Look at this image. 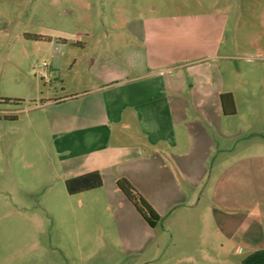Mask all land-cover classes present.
Wrapping results in <instances>:
<instances>
[{"label":"rangeland","instance_id":"rangeland-1","mask_svg":"<svg viewBox=\"0 0 264 264\" xmlns=\"http://www.w3.org/2000/svg\"><path fill=\"white\" fill-rule=\"evenodd\" d=\"M253 1L0 0V11L7 14L0 26V100H22L0 101V264L187 260L196 244L189 238L192 228L183 226L185 231L178 232L169 225L163 229V223L149 232L150 241L163 248L144 255L145 238L128 218L135 207L117 181L127 179L163 216L173 209L179 212L181 204L194 207L197 201L187 200L189 195L212 194L221 174L234 180L232 192L239 193L241 157L264 147V60L248 57L242 47L247 43L243 34L253 35L249 24H257ZM148 17L159 19L152 30L161 27L162 44L146 54L144 23L137 19ZM26 35L51 42L28 40ZM176 47L180 53L171 54ZM133 69L144 72L135 78ZM151 81L166 83L155 96H162L166 114L177 127L174 145L168 139H149L147 123L140 117L145 106L129 104L134 97L141 103L148 98L145 89L133 84ZM228 92L234 94L237 115L227 118L225 126L217 121L207 130L196 120L193 102L214 98L221 115L220 95ZM73 93L80 99L86 95L105 99L104 113L114 109L123 113L117 138L108 137L107 145H100L81 132L56 130L54 124L73 113L72 106L35 107L42 100ZM178 114L201 128L180 140ZM10 116L18 120L8 121ZM72 142H88L100 150L117 147L115 160L105 154L101 159L91 157L95 163L75 158L66 165L70 152L66 147ZM181 146L190 150L188 168L182 166ZM212 146L218 148L217 175L208 182L211 164L198 168L189 162L203 161V152ZM93 171L102 176L101 188L68 193V179ZM184 214L192 225L195 211ZM153 258L157 259L145 262Z\"/></svg>","mask_w":264,"mask_h":264},{"label":"crops","instance_id":"crops-1","mask_svg":"<svg viewBox=\"0 0 264 264\" xmlns=\"http://www.w3.org/2000/svg\"><path fill=\"white\" fill-rule=\"evenodd\" d=\"M1 1L3 3V1L5 2L6 0ZM253 3H255L254 8L257 9V14L253 13L256 15L257 24H249L252 28L251 33L253 35L250 38L249 34H243L244 41L247 43L242 45V47L246 51L248 57L264 60V0H255ZM0 8H2L1 5ZM6 15V12L3 14V12L0 11V26L3 25L1 23L7 20ZM137 21H142L144 23L146 54H148L150 48L160 49L162 43L159 29H161V27L156 25L157 28L152 30L153 22L159 21V19L148 17L137 19ZM254 35L255 38H253ZM131 36L134 40H140V36L136 33H131ZM179 38L180 34L177 42ZM0 44H2V42H0ZM179 53V47H176V50L171 52L173 55ZM158 54L159 57H162L160 53ZM49 70L54 72L55 68L49 66ZM133 71L136 72L135 78L141 77L142 72H144L139 71V69H133ZM148 71L151 73V70ZM133 88H143L146 91L145 94L148 95V98L145 99V103H141L140 99H136L135 97L129 99V104L131 105L145 106L146 112L143 116L140 115V117L147 123L145 133L148 135V138L161 140L163 142L168 139V142L174 145L173 139H175V129H177V127L166 114L168 110L161 102L162 96H155V91L157 89L166 88V83L155 81L137 82L133 84ZM104 104L105 99L99 98L98 96L86 95L80 99L78 93H73L61 98L42 100L40 103H36L35 107L72 106L73 113L69 114V116H65L64 119L57 120L54 124V128L56 130H66L70 133L81 132L86 136L93 137L96 143L101 141L100 145L103 143L107 145L106 142H109L108 137L114 136L117 138V129L122 121L123 113L120 112L119 109L104 113ZM113 104H117V101L114 100ZM193 105V112L195 113L196 120L201 121L202 126L207 130L214 128L217 121L225 126L227 118L237 115L236 112L235 115L227 116L223 113V109L221 115H219L217 112V100L214 98H198L193 102ZM170 114L172 115V113ZM177 117H180V140L185 137V133L188 136H190V134L193 136L195 129L201 128L195 123L189 125L185 120V116L182 114H180V116L178 114ZM16 120H18L17 117L15 120L8 121ZM223 136L225 137L224 134ZM74 144L73 142L69 143V146L66 147L68 148L67 150L71 152H68V157L65 156L66 165L71 164L75 158H78V160L86 164H88L87 162L95 163L94 160L90 159L91 157L101 159L105 154H111L110 157L115 160V156L113 155L117 147L107 146L106 149L100 150V147L98 149L92 148L91 144L88 145V142L79 145ZM187 148L186 146H181L180 148V158L184 161L182 166L185 168H188L186 158L189 156L190 151L187 150ZM254 148L258 153L241 157L239 193L234 194L232 192L234 180L231 178H222L220 177L222 176L221 174L219 178L215 180V187L212 194L199 192L195 197L188 196L187 200L197 201L194 207H189L188 204H181L180 206L182 207L179 212L173 211V209L165 213L164 216L157 212L161 217L159 224L163 223V229L165 225H169V227L172 226L178 232L185 231V229L183 230V226L192 228L189 231V238H193L196 244L192 246L193 249L189 252L186 258L187 260L179 262V264H264V147L258 146ZM164 150L166 154L167 151L166 149ZM200 152L201 151H197V153ZM61 153H64V151ZM203 153V161L199 160L195 164L189 162V164L198 168H207L211 164L212 172H210V180H208V182H211L213 176L217 175L215 174V162L218 160V148L212 146L207 148ZM89 154L93 155L88 156ZM97 161L98 160H96V162ZM226 165L227 164H225V166ZM227 173L226 171L225 174ZM204 195L208 196L203 199ZM203 200H205V203L201 204ZM189 209L196 213L192 225L189 224V215L184 214ZM130 213H132V218H128L133 222V226L142 232V236L145 238L144 242L141 240L145 248L143 252L144 255H152L154 249L161 250L163 248L162 244L160 242L154 244L149 238V232L157 229L158 225L156 228L150 227L137 210ZM183 248L184 247H180L181 250H183ZM156 259L157 258L148 259L150 261L145 262H154Z\"/></svg>","mask_w":264,"mask_h":264},{"label":"trees","instance_id":"trees-1","mask_svg":"<svg viewBox=\"0 0 264 264\" xmlns=\"http://www.w3.org/2000/svg\"><path fill=\"white\" fill-rule=\"evenodd\" d=\"M28 40L34 41H51L49 38L37 35H26ZM221 103L223 113L227 116H232L236 114L235 99L233 93H223L221 95ZM1 102L5 103H17L22 100H12V99H1ZM6 119L15 120L16 117L10 116ZM103 186V179L98 171L89 172L66 181V188L69 194L77 195L93 190H97ZM117 186L128 201L135 207L138 213L146 221V223L152 227L156 228L160 222V215L155 211V209L146 201V199L134 188V186L127 179H120L117 181Z\"/></svg>","mask_w":264,"mask_h":264},{"label":"built area","instance_id":"built-area-1","mask_svg":"<svg viewBox=\"0 0 264 264\" xmlns=\"http://www.w3.org/2000/svg\"><path fill=\"white\" fill-rule=\"evenodd\" d=\"M44 72H45V73H44V76L48 77V76H47V72H46V69L44 70Z\"/></svg>","mask_w":264,"mask_h":264},{"label":"flooded vegetation","instance_id":"flooded-vegetation-1","mask_svg":"<svg viewBox=\"0 0 264 264\" xmlns=\"http://www.w3.org/2000/svg\"><path fill=\"white\" fill-rule=\"evenodd\" d=\"M48 74V73H47Z\"/></svg>","mask_w":264,"mask_h":264}]
</instances>
